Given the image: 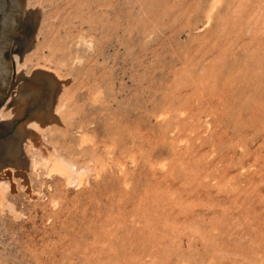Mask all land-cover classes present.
Returning a JSON list of instances; mask_svg holds the SVG:
<instances>
[{
    "label": "rangeland",
    "instance_id": "obj_1",
    "mask_svg": "<svg viewBox=\"0 0 264 264\" xmlns=\"http://www.w3.org/2000/svg\"><path fill=\"white\" fill-rule=\"evenodd\" d=\"M32 13L0 107V264H264V0Z\"/></svg>",
    "mask_w": 264,
    "mask_h": 264
},
{
    "label": "water",
    "instance_id": "obj_2",
    "mask_svg": "<svg viewBox=\"0 0 264 264\" xmlns=\"http://www.w3.org/2000/svg\"><path fill=\"white\" fill-rule=\"evenodd\" d=\"M26 0H0V107L15 81L11 54L34 40V13L22 21ZM9 143L8 124L0 126V153Z\"/></svg>",
    "mask_w": 264,
    "mask_h": 264
},
{
    "label": "bare ground",
    "instance_id": "obj_3",
    "mask_svg": "<svg viewBox=\"0 0 264 264\" xmlns=\"http://www.w3.org/2000/svg\"><path fill=\"white\" fill-rule=\"evenodd\" d=\"M55 160H56V159H55ZM60 161H61V160H60ZM51 162H52V161H51ZM60 163H62V162H60ZM54 164H55V163H54ZM54 164H53V166H54ZM67 165H68V164H67ZM63 166H65V165L63 164ZM54 167H55V166H54ZM66 167H67V166H66ZM71 167H72V166H71ZM56 168H57V166L55 167V169H56ZM67 168H68V170H69V172H70V169H71V168H69V166H68ZM62 169H63V168H62ZM72 169H73V168H72ZM53 170H54V169H53ZM54 171H55V170H54ZM57 171L59 172V170H57ZM64 171H65V170H64ZM72 171L74 172V170H72ZM60 172H61V171H60ZM61 173L64 174L63 171H62ZM64 175H66V174H64ZM67 175H69L68 172H67ZM69 177H70V176H69ZM67 178H68V176H67ZM68 180H69V179H68ZM1 188H3L2 185H0V189H1Z\"/></svg>",
    "mask_w": 264,
    "mask_h": 264
}]
</instances>
